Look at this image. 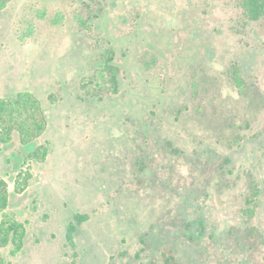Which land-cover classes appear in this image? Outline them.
I'll use <instances>...</instances> for the list:
<instances>
[{
    "label": "rangeland",
    "instance_id": "1",
    "mask_svg": "<svg viewBox=\"0 0 264 264\" xmlns=\"http://www.w3.org/2000/svg\"><path fill=\"white\" fill-rule=\"evenodd\" d=\"M3 1L0 97L29 90L48 118L31 144H0L5 211L26 225L5 264H264V16L240 0Z\"/></svg>",
    "mask_w": 264,
    "mask_h": 264
},
{
    "label": "trees",
    "instance_id": "2",
    "mask_svg": "<svg viewBox=\"0 0 264 264\" xmlns=\"http://www.w3.org/2000/svg\"><path fill=\"white\" fill-rule=\"evenodd\" d=\"M0 6L5 1L0 0ZM244 16L249 20H257L264 16V0H240ZM113 57L108 56L105 65L112 75L111 83L116 91V68L111 64ZM237 75V72H235ZM237 84H240L237 82ZM48 126V118L42 106L41 100L36 94L29 90H21L13 95L0 97V144H7L13 140V134L18 135V141L21 145L31 144L43 136ZM50 151V141L45 140L38 144L24 157L20 169L17 171L13 191L16 194H22L34 178V171L31 166L33 161L43 163L47 159ZM9 186L2 178L0 179V247L8 244L12 245L11 256H15L24 246L26 236V225L18 220L13 214L5 210L9 205ZM88 219L86 213H76L74 221L66 229V239L74 245L73 235L77 226ZM164 264H176L172 252L163 253ZM0 264H5L4 258L0 254Z\"/></svg>",
    "mask_w": 264,
    "mask_h": 264
}]
</instances>
